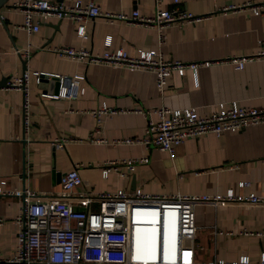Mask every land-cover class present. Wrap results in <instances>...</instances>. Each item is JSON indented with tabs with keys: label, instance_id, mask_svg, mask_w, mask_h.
I'll use <instances>...</instances> for the list:
<instances>
[{
	"label": "crops",
	"instance_id": "0c3cea01",
	"mask_svg": "<svg viewBox=\"0 0 264 264\" xmlns=\"http://www.w3.org/2000/svg\"><path fill=\"white\" fill-rule=\"evenodd\" d=\"M13 1L5 0L0 5V80L23 68L67 76L81 74L83 78L77 81L78 92L73 99L41 96L40 92H54L52 86L39 85L31 78L25 132L20 121L21 91L0 85V189L5 191L0 194V258L11 255L15 245L17 226L13 217L19 201L13 192L23 187L55 190L59 187L56 174L73 166L81 177L73 191L87 194L119 188L165 196L220 195L228 188L237 194H264V123L219 135L207 132L186 137L172 154L139 140L147 136V121L156 119L151 109L160 105H191L199 115H207L230 101L246 107H264V60H246L241 68L227 60L230 56L252 55L264 43L262 15L247 7L219 9L246 0H160L158 8L176 6L205 17L193 23L170 22L163 28L164 39L159 45L153 27L116 19L106 22L102 16L83 22V37L75 34L77 21L53 15L33 17L38 28L26 34L17 26L22 14L10 7ZM55 1L71 5L76 0ZM91 1L100 11L109 13L128 14L136 8L140 14L148 15L154 9L152 0ZM106 34L110 35L108 50L119 47L134 55L136 49L157 47L166 59L215 62L197 67L194 77L189 69L182 75L172 72L158 91L150 72L84 64L50 50L55 44H66L97 53L104 49ZM28 42L30 55L24 61L13 49H21ZM101 102L124 111L103 117L100 132L92 133L103 140L90 142L88 132L94 118L88 111ZM145 110L149 112L144 114ZM125 137L138 141H119ZM60 138L65 141L57 147L54 142ZM142 156L147 157L146 162L129 166L119 162L116 170L110 169L106 176L100 174L106 161ZM239 180L248 184L238 186ZM89 207L96 208V203L91 200ZM130 211L131 261H147L158 248L165 255V228L179 223L176 214L169 210L157 213V208L142 211L133 207ZM188 216L187 222L195 227L188 240V258L194 264H210L217 259L230 262L240 255H246L250 263L260 256L264 259V205L200 201L189 205Z\"/></svg>",
	"mask_w": 264,
	"mask_h": 264
},
{
	"label": "built area",
	"instance_id": "2783aa9c",
	"mask_svg": "<svg viewBox=\"0 0 264 264\" xmlns=\"http://www.w3.org/2000/svg\"><path fill=\"white\" fill-rule=\"evenodd\" d=\"M153 11L142 15L136 8L128 14L117 12H102L93 1L81 3L74 1L71 5H63L55 0H15L10 7L17 8L22 14L21 22L17 25L26 34L35 32L38 28L37 20L33 17H47L50 15L67 16L77 21L75 34L83 37L86 29L83 22L95 16H102L106 22L120 20L123 22L138 23L153 27L156 31V42L161 44L164 39L163 28L170 22L177 24L193 23L205 17L185 9L172 6L158 8L160 0H152ZM178 0H172L176 3ZM247 7L252 13H258L264 18V0H246L240 4H228L219 7L221 11L235 10ZM1 18V15H0ZM104 49L93 53L83 46H70L55 44L50 50L65 59L95 63L110 66H125L132 69H141L153 74L154 85L160 91L165 84L166 77L175 72L182 75L189 69L194 77L195 69L208 66L215 61H180L166 59L161 51L155 48L136 49L134 55H129L121 48L108 50L110 35L103 37ZM13 52L26 60L30 55L29 42L23 48L14 47ZM259 58L264 60V43L252 55H237L227 57L241 68L244 61ZM42 76L56 77L58 89L55 92H40L41 96L51 99H73L78 92L77 81L83 78L81 74L71 76L50 73L45 71L28 70L23 68L13 72L4 80V87L21 91V126L25 132L28 124V86L30 79L38 82ZM124 109L109 107L101 102L95 109L88 112L94 118V125L88 132L90 142H100L103 139L94 136L101 129L103 117H110L113 113ZM141 111V110H137ZM149 111H143L147 114ZM156 115L154 121L148 120L144 128L147 135L141 140L158 150L172 154L174 148L186 137H195L202 133L211 132L219 135L224 131H239L248 125L264 123V107H246L230 101L226 106H219L207 115H199L194 106L170 107L160 105L151 109ZM138 139L125 137L119 141L132 143ZM65 138H60L54 144L61 147ZM147 157H130L121 160H109L100 169V174L106 176L108 171L116 170V164L122 162L129 166L134 162H146ZM81 182L76 167H71L60 173L59 187L50 191H34L26 187L13 193L17 196L19 206L13 220L17 226L15 245L11 255L0 258V264H194L188 258L190 246L188 240L194 235L195 227L189 220V205L200 201H211L218 204L249 203L264 205V194L252 191L237 194L228 188L220 195L207 194H175L160 195L142 193L139 189L127 191L116 189L114 191H99L87 194L83 191H73ZM247 181H237L238 186L247 185ZM5 191L0 189V194ZM93 200L96 208H90L89 202ZM133 207L142 211H151L157 208L172 211L176 214L179 223L165 228L168 248L165 255L160 248L153 251L147 261L132 262L129 258V238L131 232V209ZM1 220V219H0ZM177 239V240H176ZM176 240V241H175ZM175 241V242H174ZM176 242L179 246L176 245ZM210 264H264L263 256L258 261L250 263L246 255H240L235 261L225 262L217 259Z\"/></svg>",
	"mask_w": 264,
	"mask_h": 264
},
{
	"label": "water",
	"instance_id": "95a60500",
	"mask_svg": "<svg viewBox=\"0 0 264 264\" xmlns=\"http://www.w3.org/2000/svg\"><path fill=\"white\" fill-rule=\"evenodd\" d=\"M4 1H5V0H0V5L3 4ZM4 80H5V78H2V79L0 80V85H1V86L4 85ZM38 84H39V85L42 84V86L45 85V84H47V85H49V86H52V89H53L54 92L58 89V80H57L56 77H53V76H51V77H49V78H46V76H42V77L39 79ZM21 140L23 141V139H21ZM56 175H57V180H58V179H59V175H60V173H57Z\"/></svg>",
	"mask_w": 264,
	"mask_h": 264
}]
</instances>
